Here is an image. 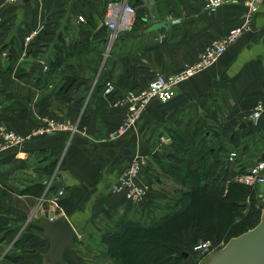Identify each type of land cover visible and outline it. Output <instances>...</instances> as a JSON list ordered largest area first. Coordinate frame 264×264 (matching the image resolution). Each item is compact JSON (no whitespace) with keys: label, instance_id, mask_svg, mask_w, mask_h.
Returning a JSON list of instances; mask_svg holds the SVG:
<instances>
[{"label":"crops","instance_id":"crops-1","mask_svg":"<svg viewBox=\"0 0 264 264\" xmlns=\"http://www.w3.org/2000/svg\"><path fill=\"white\" fill-rule=\"evenodd\" d=\"M112 1L29 0L8 5L0 0V64L14 65L8 77L13 80L20 64L41 75L48 73L49 63H58L42 87H31L33 79L23 78L28 90L22 88L18 94L13 87L0 92V131L31 136L15 147L0 142V221L16 227L0 246L5 257L19 258L12 263L4 257L9 264H46L49 241L41 234L43 241L35 244L39 235L31 236L26 229L40 226L37 215L47 205L41 198L56 192L54 181L63 182V195L49 205V211L66 217L80 241L88 230L100 229V219L141 223L158 219L182 191L167 166L162 169L157 162L170 163L169 145L193 141L200 148L203 135L205 148L218 144L221 136L227 138L224 130L229 128L234 135L233 126L244 111H251L257 102L264 105L263 0L252 32L230 45L213 68L179 85L169 102L149 103L133 129L113 137L124 111L111 109V100L102 93L106 82L123 94L141 90L159 73L185 68L202 49L239 26L246 9L241 2L206 13L201 0H119L127 1L136 15L133 28L119 31L110 42L104 16ZM35 29L37 34L26 43ZM35 62L44 65L41 74L31 70ZM3 80L0 72V83ZM21 80H13L14 86ZM52 119L66 121L70 128L36 134ZM260 119L257 132L263 134L256 136L263 141L264 109ZM197 129L202 137L194 134ZM135 159L140 165L135 184L146 194L131 206L114 197L110 188ZM164 178L178 189L172 199L165 196L169 205L161 206L154 186ZM261 185L256 187L258 197L264 194ZM11 239L21 240L20 247L12 246ZM76 254L75 247L70 248L57 264H76Z\"/></svg>","mask_w":264,"mask_h":264},{"label":"trees","instance_id":"trees-1","mask_svg":"<svg viewBox=\"0 0 264 264\" xmlns=\"http://www.w3.org/2000/svg\"><path fill=\"white\" fill-rule=\"evenodd\" d=\"M57 66L56 60L54 64L49 63L48 73L41 75H36L29 68L23 67L16 70L15 78L17 80L32 78L34 87L36 84L44 85L54 74ZM13 68L14 65L8 62L6 70L2 71L4 80L0 83V92L13 90L8 77ZM103 91L104 88L102 93ZM107 97L109 100L115 98L110 95ZM194 134L202 137L199 129ZM204 136L200 148L193 141L185 146L169 145L175 151L169 152L171 163H168L170 166H167V172L180 184L182 191L179 190L173 206L169 207V210L157 219L158 221L153 222L152 226L141 223L142 221L131 225L126 218L121 219L123 223L118 225L119 229L107 233L106 239L111 244L107 247L109 257L112 254L121 256V261L125 264H135L140 259L147 264L156 262L158 264L163 261H170V264H189L182 252L186 253L188 250L191 252V248L199 240L210 239L216 243L224 234L225 237L232 238L248 232L258 224L263 206L256 205L257 188L233 182V167H230L231 163L223 157L228 152L221 142L210 143L208 148H205ZM229 143H233V136ZM181 152L186 154L181 156ZM157 162L162 169L166 168L160 160ZM246 198L249 205L244 203ZM244 205L249 206L248 213L242 218L241 226L238 223L233 226V221L225 217L226 212L231 215L234 209L241 210ZM233 227L238 232H233ZM10 233L11 231H5L0 224V243L5 241ZM117 242H121L119 246ZM5 258L12 263L19 261L18 255H7Z\"/></svg>","mask_w":264,"mask_h":264},{"label":"built area","instance_id":"built-area-1","mask_svg":"<svg viewBox=\"0 0 264 264\" xmlns=\"http://www.w3.org/2000/svg\"><path fill=\"white\" fill-rule=\"evenodd\" d=\"M20 1L23 0H4L8 5ZM262 1L263 0H201L202 9L203 11H206V13L217 12L221 7L226 5L233 6L242 2L246 10L241 14V24L233 29H229L222 39L218 41L215 40L202 49L195 62L187 64L185 68L175 71L173 74L163 75L162 73H159L155 75L151 81L139 91L132 90L123 94L121 92L118 93L113 84L106 82L103 91L104 96L110 95L115 97L114 99H111V109L115 111L119 109L124 111V119L119 126L116 127L113 137H119L133 129L134 126L137 125L136 122L139 120L143 112L146 111L149 103L152 101H157L159 103L169 102L174 98L176 89L179 85L187 82L188 79H192L199 75L202 71L213 68L214 64L228 52L227 49L230 45L240 39L243 34L252 32L254 25L253 21L256 13L260 10L259 7ZM105 15V24L111 34L110 42H113L119 31L128 32L133 28L132 24L136 13L134 12L133 7L130 4H127V1L115 0L107 3ZM174 21L175 23L178 22V20ZM37 32L38 31L35 29L33 33L25 38V42H30ZM263 107L264 105L261 102H257L255 108H253L244 119H246L250 125H257ZM68 128H70L68 123L60 124L51 120L46 124L44 129H38L36 134L47 135L54 131H65V129ZM25 139L26 136L16 134L12 130L0 131V142L3 143V147L22 145L24 144ZM234 155L235 153L233 152L229 154L228 160L232 161ZM129 166L130 167L124 170L120 179L121 182L111 186L110 189L115 193L124 191L129 200L137 203V201L141 200L146 194L139 185L135 184V177L140 171L139 161L135 159ZM233 179L239 185L256 189L261 183H264V159H260L258 163H255L251 167L249 166L245 171L235 174ZM62 195V190H56L52 196L53 198L48 202L52 204L59 200V198H62ZM215 251H217V249L211 240L196 242L193 245V248H191V252L198 254L199 260L201 261H204L209 254L215 253Z\"/></svg>","mask_w":264,"mask_h":264},{"label":"rangeland","instance_id":"rangeland-1","mask_svg":"<svg viewBox=\"0 0 264 264\" xmlns=\"http://www.w3.org/2000/svg\"><path fill=\"white\" fill-rule=\"evenodd\" d=\"M80 20L82 21V19H80ZM2 64H0V71L4 72L6 70V67L5 66L3 67ZM23 67H25V66L20 64L17 69H21ZM16 70L14 71V74L16 73ZM15 75H14V78H15ZM14 78H13V80L16 79V78L15 79ZM10 80H11V78H10ZM13 80H11L12 85L10 84V86H11V88H13V87L16 88L17 89L16 92L18 94L20 93V89H22V88L28 90V87L25 86V81L24 80H21V82L16 81V85L15 86H14V81ZM29 85L31 87H34L33 83H31ZM37 85H39V84H36L35 87H37ZM39 86L42 87V85H39ZM22 92H24V91H22ZM256 104H255V106H256ZM263 109H264V107L262 108V112H263ZM249 113H250V111H246V113L244 111V113L241 114V118L244 115L243 119L240 122H238L237 125L233 126V134H234L233 135V143H231V144L229 143V141L231 140V136H232V135L230 136V134H229L230 133L229 132L230 131L229 128L227 130H224L223 133H222V135L227 136V138H223V136L220 135L222 137L221 144H222L223 148H225V151L228 152V155L231 154L232 152L235 153L234 158L232 159V161L228 160L231 163L230 167H233V175H234V177H235V174L243 172V170L245 171L249 166L251 167L255 163H258L260 161V159H262V158L264 159V140L262 141L260 136L259 137L256 136V135H259V134L262 135L263 133H262V130H260L259 133L257 132V129L259 130V128H257L258 124L257 125H250L248 123V121L246 119H244V117L246 115H248ZM261 115H262V113H261ZM52 120L54 121V119H52ZM54 122L55 123H60V124L68 123L66 121L65 122L54 121ZM242 123L245 124V127H240V125ZM258 123H260V122L258 121ZM30 137L31 136H27L26 135V139H29ZM185 154H186L185 152H181L180 155L183 156ZM170 163H171V161H170ZM162 165L168 166V167L170 166V165H168L166 163H162ZM122 174H123V172H122ZM122 174L118 178L119 181L116 184L121 182L120 179L122 177ZM233 182H234V179H233ZM161 183L162 184H160V185L154 186V190L156 189L157 192L160 193V196H161L160 201L163 202V204H161V206L169 205V199L168 198L172 199V197L174 196V193H175L173 191H175V189H178V188L175 187L173 185V183L167 181V178H164V180H162ZM178 186H180V185H178ZM110 193L113 194L114 197H116V196L121 197L122 201L123 200L126 201V203L130 204L131 206H136V204H137V203H134L131 200H129V198L127 197V194H125L124 191L123 192H119V193H115V192L112 191V189H110ZM52 196H50V198H47V199H45V197L43 198V196H42L43 199L41 200V202L44 201V204H47L49 206L51 203L48 202V201L51 200V198H53ZM165 196H168V198L165 197ZM163 197H165V198H163ZM143 198L141 200L137 201V202H141L143 200ZM256 202H257L256 205L258 207H261V206L264 207V194H261V197H259V198L257 197L256 198ZM244 203H246L248 205L250 204L248 202V198H246ZM248 205H244L241 208V210L234 209L233 213H231V215H228L230 213L226 212V214H225L226 216L225 217H227V219H230L231 222L233 221V226H236L238 224H240V226H241L242 218H244L245 215L248 213V209H249ZM171 206H173V204ZM177 207H179V206H177ZM159 216L162 217L163 216L162 213H159ZM106 220H107V222H106ZM99 221L102 222V223H99L101 225L100 229L97 232L94 231V229L92 231L88 230L87 232H85L84 238L77 245L74 246L75 247V251L78 254V256L76 257L77 258L76 264H78L79 261L82 262L81 264H125V263H123L121 261V258H120L121 256L118 257V256H115V255L112 254V256L109 257L107 255V253H108L107 251H109V250H107V247L108 246L110 247L111 244H109V240L106 239V237L108 235L107 233L108 232L111 233V232H113L115 230H118L119 229L118 225L120 223L122 224L123 221H121V219H113V218H110V222H108V219H100ZM156 221H158V220L152 218V221L148 220V221H146L144 223L152 226L151 224L153 222H156ZM129 223H131V225H133L135 222H129ZM0 224H2L3 229L5 231H9V232L11 231V233L7 236V238L16 230L15 226L14 227L9 226L6 223H3V221H0ZM27 224L29 225L30 223H27ZM240 226H239V228H240ZM234 231L238 232L235 229V227H233V232ZM26 233L30 234L31 236L34 233H37L39 235V238H37L38 240H36L35 244H39L40 242L43 241L41 239L42 238V236H41L42 230L38 226L34 228L33 226L29 225L28 228L26 229ZM232 238H234V236ZM230 239L231 238H229V236L225 237V234H224L222 236V238L218 242L215 243L212 240L211 241H212L213 245H215L217 251H219L220 249H222V247ZM14 240H16V239H14ZM14 240L10 241V243L14 242L13 243L14 245L13 244H11V245L12 246H17L18 245V247H20V242L19 241H21V240H16V241H14ZM208 240H210V239H208ZM199 241H207V240L201 239ZM120 243L121 242H117V245L119 246ZM4 244L6 245V243H4ZM45 244H46V247L49 245L48 242H45ZM217 251H215V252H217ZM3 252H4V249H3V246H2L1 249H0V264L1 263L9 264L8 262H10V261L9 260H7L8 262L5 261V258H4L5 254ZM12 252H14V250ZM121 253H124V252H121ZM186 253L193 260H196V262L199 264V262L201 260H199L198 254H196V253L194 254L192 252H189V250ZM150 259H151V256H150ZM135 264H147V262H144V261H142V259H140L138 262L136 261ZM154 264H157V262L154 263ZM158 264H170V261H167V262L163 261L162 263H158Z\"/></svg>","mask_w":264,"mask_h":264},{"label":"water","instance_id":"water-1","mask_svg":"<svg viewBox=\"0 0 264 264\" xmlns=\"http://www.w3.org/2000/svg\"><path fill=\"white\" fill-rule=\"evenodd\" d=\"M27 2L29 0H23ZM38 69L41 74L43 64L33 63L31 70ZM240 127H245L242 123ZM228 159V155L223 156ZM62 181H54L52 188L61 190ZM264 187V184L260 186ZM260 191H264V188ZM43 213L37 215L39 227L47 241L49 249L44 254L46 264H57L62 262L63 254L80 242L71 222L64 216H55L54 212L49 211V206H43ZM261 218L254 228L248 232L231 238L219 251L209 254L199 264H264V207L262 208ZM189 264H198L187 253L182 252Z\"/></svg>","mask_w":264,"mask_h":264}]
</instances>
